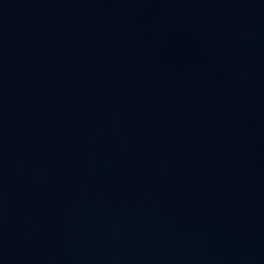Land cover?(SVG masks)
<instances>
[{
    "label": "water",
    "instance_id": "obj_1",
    "mask_svg": "<svg viewBox=\"0 0 264 264\" xmlns=\"http://www.w3.org/2000/svg\"><path fill=\"white\" fill-rule=\"evenodd\" d=\"M0 264H264V0H0Z\"/></svg>",
    "mask_w": 264,
    "mask_h": 264
}]
</instances>
